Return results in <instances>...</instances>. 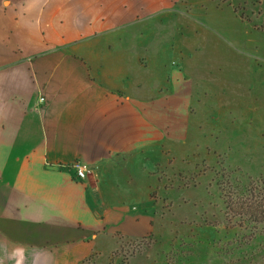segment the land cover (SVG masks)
I'll return each instance as SVG.
<instances>
[{
    "label": "crops",
    "instance_id": "1",
    "mask_svg": "<svg viewBox=\"0 0 264 264\" xmlns=\"http://www.w3.org/2000/svg\"><path fill=\"white\" fill-rule=\"evenodd\" d=\"M152 4L0 0V264H96L120 234L150 226L147 162L168 139L175 72L154 37L171 23L167 45L181 61L188 50L184 22L162 28ZM211 21L243 46L245 22ZM225 49L210 59L249 79ZM74 162L91 170L86 180L74 179Z\"/></svg>",
    "mask_w": 264,
    "mask_h": 264
},
{
    "label": "rangeland",
    "instance_id": "2",
    "mask_svg": "<svg viewBox=\"0 0 264 264\" xmlns=\"http://www.w3.org/2000/svg\"><path fill=\"white\" fill-rule=\"evenodd\" d=\"M152 2L148 18L163 14L162 28L184 22L179 37L188 50L181 61L177 46H168L171 23L154 37L175 72L164 94L168 139L147 162L150 226L120 234L110 260L103 253L96 264H264V222L254 227L226 207V193L243 191L252 180L264 183V0ZM211 19L245 22L243 46L230 43ZM225 48L243 58L249 79L244 72L234 78L224 60L210 59ZM198 54L206 55L199 60Z\"/></svg>",
    "mask_w": 264,
    "mask_h": 264
},
{
    "label": "trees",
    "instance_id": "3",
    "mask_svg": "<svg viewBox=\"0 0 264 264\" xmlns=\"http://www.w3.org/2000/svg\"><path fill=\"white\" fill-rule=\"evenodd\" d=\"M226 196V207L232 215L254 223V227L264 222V183L252 180L245 190H231Z\"/></svg>",
    "mask_w": 264,
    "mask_h": 264
},
{
    "label": "built area",
    "instance_id": "4",
    "mask_svg": "<svg viewBox=\"0 0 264 264\" xmlns=\"http://www.w3.org/2000/svg\"><path fill=\"white\" fill-rule=\"evenodd\" d=\"M72 168L74 171V179L77 181L86 180L91 173V170L80 162H74V164H72Z\"/></svg>",
    "mask_w": 264,
    "mask_h": 264
}]
</instances>
